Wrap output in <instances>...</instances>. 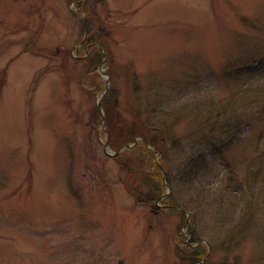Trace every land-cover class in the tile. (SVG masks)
Instances as JSON below:
<instances>
[{
  "label": "rangeland",
  "instance_id": "rangeland-1",
  "mask_svg": "<svg viewBox=\"0 0 264 264\" xmlns=\"http://www.w3.org/2000/svg\"><path fill=\"white\" fill-rule=\"evenodd\" d=\"M0 264H264V0H0Z\"/></svg>",
  "mask_w": 264,
  "mask_h": 264
},
{
  "label": "trees",
  "instance_id": "trees-1",
  "mask_svg": "<svg viewBox=\"0 0 264 264\" xmlns=\"http://www.w3.org/2000/svg\"><path fill=\"white\" fill-rule=\"evenodd\" d=\"M91 43H93V39L91 38ZM96 51H97V54H98V56L97 57H93V59H95V58H98L99 57V55H100V50L99 49H97L96 48ZM96 51L94 52V53H96ZM97 61V60H96ZM114 101H115V92H113V91H110L109 93H107V96H106V99H105V103H104V106H109V104L112 102V105H113V103H114ZM117 126L118 127V125L117 124H114L113 126H112V128L114 127V126ZM122 127V126H121ZM162 127V129L164 128V130L162 131L161 130V132L162 133H168V131H167V126L166 125H162L161 126ZM126 128V126H124V129ZM138 134H140L139 133V131L137 130V129H135V128H130L129 127V131L126 133L125 132V134H123V137H122V139L120 140V139H118V141H117V144L115 145L116 146V148H119L121 145H123V144H125V143H127V142H132V140L134 141V139H135V136H138ZM232 140V139H231ZM230 140V141H231ZM157 141V140H156ZM155 140H150L149 138H147V137H144L143 138V140H141L140 141V145L142 146L141 148L143 149V151H145V152H147L148 153V155H149V159H150V161L152 162L153 161V165L155 166L156 165V163H157V161L155 160V156H156V154H157V152L156 151H154V150H152V148H158L157 147V142H156ZM227 142V143H223V146H220L219 148L220 149H218V151L220 152V155H222V157H224V155L226 154V153H228V154H231L230 156V158H229V160H225L226 161V165H227V167H230V168H232V166H236V161H237V156H238V154L235 152V153H232V150H230V148L231 147H234L235 145H236V143H237V141L234 143V142ZM253 143V142H252ZM251 144V143H250ZM249 144V145H250ZM148 145H150V147H148ZM245 146V145H244ZM243 145H242V147H241V149H242V152H244V149H245V147L247 146H245L244 147ZM160 167V166H159ZM194 241L196 242V239L194 238ZM194 242V243H195ZM197 243V242H196ZM200 247H198V245L197 246H195V248L194 249H192V254H193V256H194V258L197 260V259H200V258H202V254H201V252H200V249H199Z\"/></svg>",
  "mask_w": 264,
  "mask_h": 264
},
{
  "label": "water",
  "instance_id": "water-1",
  "mask_svg": "<svg viewBox=\"0 0 264 264\" xmlns=\"http://www.w3.org/2000/svg\"><path fill=\"white\" fill-rule=\"evenodd\" d=\"M107 89H108V87L106 86V90H105V92L102 94V99H103V97H104V95H105ZM102 99L100 100V102H99V104H98V106H99L100 109L102 108ZM135 143H136V142H135ZM135 143H133V144H125L123 147H125V146H132V145H134ZM105 145L107 146L108 143H106ZM106 146H105V150H106ZM123 147H122V148H123Z\"/></svg>",
  "mask_w": 264,
  "mask_h": 264
}]
</instances>
